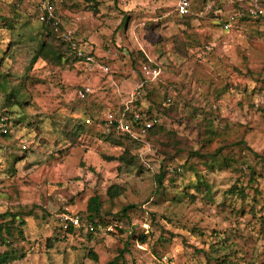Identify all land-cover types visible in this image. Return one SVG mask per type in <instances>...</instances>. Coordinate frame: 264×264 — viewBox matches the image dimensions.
Instances as JSON below:
<instances>
[{
    "label": "rangeland",
    "instance_id": "rangeland-1",
    "mask_svg": "<svg viewBox=\"0 0 264 264\" xmlns=\"http://www.w3.org/2000/svg\"><path fill=\"white\" fill-rule=\"evenodd\" d=\"M179 1L52 0L103 73L41 56L62 48L40 0H0V213L25 221L0 237L10 264H264V17L226 31L217 14L248 0ZM126 105L158 118L142 143L106 135ZM93 197L97 231H65L63 214L93 225Z\"/></svg>",
    "mask_w": 264,
    "mask_h": 264
},
{
    "label": "built area",
    "instance_id": "built-area-1",
    "mask_svg": "<svg viewBox=\"0 0 264 264\" xmlns=\"http://www.w3.org/2000/svg\"><path fill=\"white\" fill-rule=\"evenodd\" d=\"M37 8L39 11L38 21L50 25L63 37L66 42L68 41L70 43V49L73 54H75L79 58H84L85 62L91 69H101L105 73L109 72L108 67L95 65L92 52H88L87 49L82 47V43L80 44L79 42L71 38V34L62 31V18L57 14L55 6L51 0H40ZM191 9L192 6L189 0H180L177 4L176 12L179 16H186L191 13ZM263 15L264 6L262 5V3L259 0H251L249 3L247 2V5L230 12L227 17H218V21L224 28V30L228 31L232 28L233 25L239 23L241 19H257ZM143 71L151 76H154L155 78L159 77V70L157 69H151L149 66H144ZM91 93H93L91 88L86 87L83 90H78L77 95L82 100ZM132 109H134L132 105H126L124 111L118 112L117 114L108 112L105 116V125L107 129L114 127L120 134L128 135L131 139L134 140H140V138H145L147 136L149 130L155 128L159 124L157 116H153L151 114H148L147 112H142L140 110ZM128 113H132L133 117L131 118V115L129 116ZM87 122L89 123V121ZM23 148L26 149V147ZM62 218L63 228L65 231L70 227L74 229L85 228L87 231L91 232H94L96 230L94 225L89 224L88 226H85L79 216L63 214Z\"/></svg>",
    "mask_w": 264,
    "mask_h": 264
},
{
    "label": "trees",
    "instance_id": "trees-1",
    "mask_svg": "<svg viewBox=\"0 0 264 264\" xmlns=\"http://www.w3.org/2000/svg\"><path fill=\"white\" fill-rule=\"evenodd\" d=\"M250 1L251 0L242 1L240 3H237L235 5V7H233V9H231L230 12H232L234 10H237L238 8H241V7L245 6V5H247V2L249 3ZM190 3H191V1H190ZM230 12H226L227 13L226 16H223L222 14H217V17L225 18V17H227L230 14ZM188 16H190V14L186 15V16H180V17H188ZM263 17H264V15L259 17V18H263ZM248 20H253V19L244 18V19H241L240 22H246ZM41 25H42L43 33H46L47 35L53 37L55 39V41H56L55 43H59L60 47L62 48V50H61L62 53H60V50L58 51L55 47L47 44L46 42H42L41 46H40L41 51H42V52H40L41 56H43L47 61L56 62V64H58V65L70 64V63L75 64L77 62H80V63L83 62L89 67V65L85 62L84 58H79V57H77L75 54H73L71 52L70 43L68 41L66 42L63 39V37L58 32H56L50 25H48L46 23H41ZM63 30L64 29L62 28V31ZM63 32H65V31H63ZM44 51H46V52H44ZM92 56L94 57L95 65L105 66V65L99 63V60L96 59V57L94 56L93 53H92ZM105 67H107V66H105ZM151 69H156V68H151ZM95 70L103 72L101 69H95ZM81 89L83 90L84 87L81 88ZM91 94L87 95L86 98L89 97ZM124 109H125V107L121 108L119 112L124 111ZM140 111L147 112L148 114L152 113L149 109L148 110H140ZM128 114H129V116L131 115L130 116L131 118L133 117L132 113H128ZM10 118L11 117H10L9 114H7V112H0V135L1 136L5 137L7 134L10 135L9 134L10 133V125H11ZM4 119H6V120H4ZM87 121H89V123L91 122L90 120H87ZM104 122H105V120H104ZM85 123H87V122H85ZM159 127L160 126L157 125L155 128L149 130V133L147 134V136L145 138L149 137L151 135V133L154 132L156 130V128H159ZM4 129H5L6 132L4 131ZM115 131H116V128H114V127L110 128L109 132H107V134H106L107 137L108 138L112 137V135H113V133ZM126 137L128 138L129 136L126 135ZM134 141H136L138 143H142L141 140H134ZM236 190H238L237 187H235L234 191L233 192L231 191V192L232 193H236V192L237 193H241V192L236 191ZM126 211H127V208L124 210V212H126ZM100 212H101V207H100V203H99V198L98 197L91 198L89 200L88 209H87V213H88L87 219H88V222L92 223L95 226V228H96L95 231H97V229H98L99 222H97V218L100 216ZM23 216L24 215H22V214L11 213V212H8V211L5 212V213H0V237H2L4 233H7L9 235V237H13L12 234H13V232H15V233L19 234L20 238H22L23 230L19 226L20 225H22V226L25 225V221L22 218ZM16 222L19 223L18 226H15ZM66 231L68 233H73L75 231V229L70 227ZM0 241H1V238H0ZM2 241H1V244L5 245L7 248H9V246L11 245V242H8L7 240H5V238ZM16 260H18V257L15 256L12 252H9L8 250H6L5 252L0 254V264H10V262H13V261H16ZM111 264H115V263H111Z\"/></svg>",
    "mask_w": 264,
    "mask_h": 264
},
{
    "label": "crops",
    "instance_id": "crops-1",
    "mask_svg": "<svg viewBox=\"0 0 264 264\" xmlns=\"http://www.w3.org/2000/svg\"><path fill=\"white\" fill-rule=\"evenodd\" d=\"M101 72V71H100Z\"/></svg>",
    "mask_w": 264,
    "mask_h": 264
}]
</instances>
